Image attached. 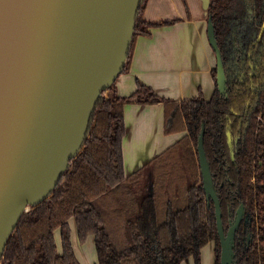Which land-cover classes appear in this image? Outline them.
<instances>
[{"label": "trees", "instance_id": "16d2710c", "mask_svg": "<svg viewBox=\"0 0 264 264\" xmlns=\"http://www.w3.org/2000/svg\"><path fill=\"white\" fill-rule=\"evenodd\" d=\"M144 2L122 72L130 68L135 38L148 35L147 27L172 22L146 21ZM208 15L222 55L225 93L215 87L207 99L200 92L177 101L137 82L131 95L121 97L114 81L95 105L80 151L51 194L21 216L0 264H81L71 241V218L80 242L93 236L95 264H182L189 257L201 264V249L210 241L214 264H220L214 204L202 187L197 152L202 122L225 230L240 204L250 215L247 244L242 228L238 232L237 264H264V0H211ZM211 73L216 82V68ZM132 100L163 102L165 132L186 133L126 175L124 105Z\"/></svg>", "mask_w": 264, "mask_h": 264}, {"label": "water", "instance_id": "95a60500", "mask_svg": "<svg viewBox=\"0 0 264 264\" xmlns=\"http://www.w3.org/2000/svg\"><path fill=\"white\" fill-rule=\"evenodd\" d=\"M140 1L0 0V260L21 216L51 194L80 151L98 99L124 68ZM207 35L224 94L211 16ZM204 132L202 122L197 152L214 204L220 264H237L236 232L250 215L240 204L225 230Z\"/></svg>", "mask_w": 264, "mask_h": 264}, {"label": "crops", "instance_id": "0c3cea01", "mask_svg": "<svg viewBox=\"0 0 264 264\" xmlns=\"http://www.w3.org/2000/svg\"><path fill=\"white\" fill-rule=\"evenodd\" d=\"M210 1L145 0L142 14L146 21L172 22L147 27L148 35L140 34L135 38L130 68L115 80L118 96L131 95L137 82L151 87L159 96L177 101L191 99L200 92L206 99L212 95L216 86L211 71L216 66V56L207 35ZM124 119L126 175L138 170L186 133L165 132L163 102H127Z\"/></svg>", "mask_w": 264, "mask_h": 264}, {"label": "rangeland", "instance_id": "374dc122", "mask_svg": "<svg viewBox=\"0 0 264 264\" xmlns=\"http://www.w3.org/2000/svg\"><path fill=\"white\" fill-rule=\"evenodd\" d=\"M151 183V178L148 179V184ZM150 191V189H149ZM71 227V241L74 246L75 255L81 264H95L97 261V253L94 246V240L92 235H88L87 238L80 242L77 238L76 224L71 218L69 220ZM55 240L58 245V250L61 248V236L59 230L55 232ZM215 244H206L201 249V264H214L215 261ZM182 264H194L192 257L185 259Z\"/></svg>", "mask_w": 264, "mask_h": 264}, {"label": "flooded vegetation", "instance_id": "af4514ba", "mask_svg": "<svg viewBox=\"0 0 264 264\" xmlns=\"http://www.w3.org/2000/svg\"><path fill=\"white\" fill-rule=\"evenodd\" d=\"M234 214L229 216L228 221H227V223H228L227 228L229 226L230 220L233 219ZM247 214L248 213H246V211H245L244 216L246 217ZM249 225H250L249 221L246 224L244 223V221L241 222V224H240V226H239V228H238V230L236 232V244H237V242L239 241V238H240L239 233H238L240 231V228H242L241 229V232H242L241 241H242V243L243 244H247L249 242L248 241V239H249L248 237L250 236V232L248 230V226ZM236 260H237V258H236Z\"/></svg>", "mask_w": 264, "mask_h": 264}]
</instances>
